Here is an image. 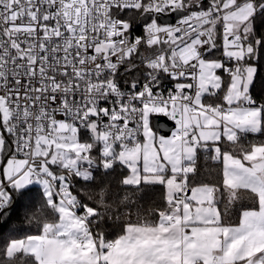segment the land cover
<instances>
[{"label":"snow or ice","instance_id":"obj_1","mask_svg":"<svg viewBox=\"0 0 264 264\" xmlns=\"http://www.w3.org/2000/svg\"><path fill=\"white\" fill-rule=\"evenodd\" d=\"M258 20L264 0H0V224L18 195L29 233L0 264H264ZM117 166L123 198L84 189L122 221L108 239L73 181ZM157 186L162 202L131 203Z\"/></svg>","mask_w":264,"mask_h":264},{"label":"trees","instance_id":"obj_2","mask_svg":"<svg viewBox=\"0 0 264 264\" xmlns=\"http://www.w3.org/2000/svg\"><path fill=\"white\" fill-rule=\"evenodd\" d=\"M258 31H264V25L261 22L257 21ZM138 29H137V32ZM252 94L254 98L258 101L264 99V72L259 73L255 82V87L252 90ZM214 98H209V102ZM81 138L87 139V132H81ZM94 155L97 154L96 152L93 153ZM197 167L199 169L201 178L210 181L216 175L218 164L215 161L210 159H206L203 154L200 155V158L197 163ZM125 169H121L119 166L109 175H105L102 169H96L94 174L96 180L92 184L81 186V183H77L75 180L73 181V187L77 192H80L83 197H85V202L90 206H93L97 209L99 215L93 221L91 225L92 230L95 233H100L105 235L106 238L112 239L115 238L116 235L120 234V230L118 225L122 223L121 220L114 219L113 213L115 209L112 211H105V208L101 205L96 204L93 200L87 199L88 191L84 189H93L100 185L110 186L111 188V197L115 199L117 195L120 198L126 194L116 183L122 174H126ZM162 193L163 190L157 186L155 189L148 191V194L144 193H135L132 194L128 192L127 194L131 196V203L133 205L139 204L141 207H151L154 204H158L162 202ZM23 201L20 200L19 196L17 195L16 199L13 202V206L15 208V213L11 215V218L8 220L7 223L0 224V244L7 239V238H26V235L29 234L27 232V222H22L23 217V209H22ZM40 201L37 198V207L35 211L40 214L42 213L45 217L44 222H57L58 221V213L55 210L51 209L50 206H45L43 209L39 207ZM244 205L245 207L250 206V203L247 200L238 201L234 209H230V214L233 215L235 218L237 210L240 209V206ZM123 211H127V209H123ZM133 212H135V208H133ZM80 214H83L82 212ZM126 219V218H125Z\"/></svg>","mask_w":264,"mask_h":264},{"label":"crops","instance_id":"obj_3","mask_svg":"<svg viewBox=\"0 0 264 264\" xmlns=\"http://www.w3.org/2000/svg\"><path fill=\"white\" fill-rule=\"evenodd\" d=\"M128 254H129L128 250H121L120 252L117 253V258L113 261V264H121L120 257Z\"/></svg>","mask_w":264,"mask_h":264},{"label":"built area","instance_id":"obj_4","mask_svg":"<svg viewBox=\"0 0 264 264\" xmlns=\"http://www.w3.org/2000/svg\"><path fill=\"white\" fill-rule=\"evenodd\" d=\"M137 29H138V32L139 33H135V34H137V35H142L143 34V28H142V26H137ZM170 87V85H169V83H168V81H164L163 82V88L165 89V90H167L168 88ZM89 134L87 133V136H88ZM82 215V214H81Z\"/></svg>","mask_w":264,"mask_h":264},{"label":"rangeland","instance_id":"obj_5","mask_svg":"<svg viewBox=\"0 0 264 264\" xmlns=\"http://www.w3.org/2000/svg\"><path fill=\"white\" fill-rule=\"evenodd\" d=\"M58 222V221H57Z\"/></svg>","mask_w":264,"mask_h":264}]
</instances>
